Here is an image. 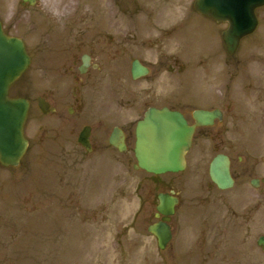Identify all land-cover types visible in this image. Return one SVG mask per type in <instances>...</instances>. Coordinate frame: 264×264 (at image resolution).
Segmentation results:
<instances>
[{"label": "rangeland", "instance_id": "obj_1", "mask_svg": "<svg viewBox=\"0 0 264 264\" xmlns=\"http://www.w3.org/2000/svg\"><path fill=\"white\" fill-rule=\"evenodd\" d=\"M109 1L113 43L122 45L117 32L124 24L127 54L116 74L81 77L86 87L77 95L80 112L72 107L74 113H68L70 80L51 71L58 65L52 44L37 47L39 38L26 33L25 16L18 21V37L34 53L9 94L30 103L24 126L29 148L14 170L0 167V264H258L264 254L256 245L264 235V185L254 189L250 181L264 179V119L251 109L264 100L262 91H254L264 87V19L233 57L220 38L224 26L195 13V0H119L126 4L123 14L115 0H98L106 7ZM17 2L0 0V15L20 13ZM44 2L46 14L57 20L61 14H82L92 0ZM46 24L41 18L37 27ZM173 26L166 39L164 32ZM134 59L150 68L137 81L130 77ZM51 90L57 99L50 96L49 102L57 110L46 116L37 99ZM59 97L66 102L61 107ZM227 97L230 107L231 102L240 106L239 123L227 118L198 129L182 173L154 177L134 169V128L148 107L172 100L192 122L195 109L220 108ZM84 126L91 128L92 153L77 142ZM114 126L126 133L124 153L108 144ZM219 153L232 162L235 184L226 191L208 176L209 163ZM168 190L178 193L180 204L171 219L173 239L161 251L147 227L156 221V196ZM209 240L218 246L215 251Z\"/></svg>", "mask_w": 264, "mask_h": 264}, {"label": "water", "instance_id": "obj_2", "mask_svg": "<svg viewBox=\"0 0 264 264\" xmlns=\"http://www.w3.org/2000/svg\"><path fill=\"white\" fill-rule=\"evenodd\" d=\"M263 5L264 0H196L194 7L202 15L228 23L229 27L222 37L226 51L233 54L240 39L254 31L256 27L254 10ZM29 63L22 41L4 35L0 25V164L3 166H17L28 147L23 134L28 102L21 98L9 99L8 90L27 69ZM145 73L146 70L138 62H134L133 78ZM38 106L44 114L49 112L48 105L42 100ZM216 117H219L217 111H198L194 114L197 125H210ZM193 133L194 127L188 126L179 113L168 109L147 110L135 130L134 153L137 161L135 168L154 175L184 170V157L190 148ZM88 137L89 128H85L78 141L89 151ZM109 142L119 151H124L123 138L117 129L112 133ZM209 176L218 188L231 187L233 181L230 177L228 158L223 155L216 156L210 163ZM176 204L177 199L172 195H158L155 216L159 217L162 214L163 218L161 222L150 225L148 232L156 237L159 249L163 250L171 238L170 228L166 222L174 213ZM258 245L264 248V237L258 240Z\"/></svg>", "mask_w": 264, "mask_h": 264}, {"label": "flooded vegetation", "instance_id": "obj_3", "mask_svg": "<svg viewBox=\"0 0 264 264\" xmlns=\"http://www.w3.org/2000/svg\"><path fill=\"white\" fill-rule=\"evenodd\" d=\"M44 1L45 0H33L32 3H30L24 0H18L17 6L21 10V12L18 13V10H15L14 12H12V16L10 18L0 15V22L3 28V31L7 36L18 37V34H17L18 21L21 20V18L23 19V17L25 16L24 22L26 23V33L30 35L32 39L39 38L38 43H37L38 46L37 45L36 46L41 48L44 45L52 44V47L54 48V51L56 54L55 62L58 65L51 66L50 69L52 72H57V74L59 75V79H61L62 81L63 79L70 80V85H71L70 86L71 88L70 98L72 99L73 102L68 108V113L69 112L74 113L71 110L72 107L78 108L80 112V107L82 105V102L77 97V95L79 94L81 87H86L85 84L83 85L80 84V82L82 81L81 77L87 76L91 72L100 73L103 76H106V75L110 76V75H114L117 73V71L115 70L117 64L121 63L122 58L126 56L127 54V50H125L123 43L125 44L128 43L129 35L126 31L128 28L124 24H120V26H122L123 28L117 33L120 34V42L122 45L120 47H117L115 43H113V35L111 33L112 32V13H111V8L109 7L110 1L108 2V7H106L104 5H100L98 0H92L91 4L88 5L87 8L82 11V14L73 13V16H70V13L61 14L57 20L54 17L48 16L46 14V10L44 8V5H45ZM115 1L116 2H114V4H115V7L118 9V13L120 14L125 13L126 4L124 3L123 5L122 3L119 2V0H115ZM139 10L141 11V13L144 11L143 8ZM35 13H38L39 17H37ZM136 13H139V12L136 11ZM255 15L257 18V28H258L259 25L262 23L261 20L264 19V7L256 9ZM41 18L47 22L46 25H43L44 28L42 29L37 27L38 23L41 21ZM52 20L56 22L58 21L60 24L58 23L54 24L51 22ZM217 25L224 26V28L227 26L226 23H217ZM155 26L156 25H154V27ZM173 28H176V27L173 26L172 28H169L168 31L164 32L163 36L166 39H168L169 32ZM223 31L220 33V37L222 36ZM52 32L54 33V35H57L58 38L52 37L53 36ZM108 39L111 40L110 43H108ZM55 48L58 50H56ZM82 48H85L87 51L79 54ZM33 50L34 48L28 50L27 52L29 53L31 62L33 59V53H34ZM96 53H98L99 55H96ZM230 56L234 57V55H230ZM119 59L121 60L119 61ZM53 61L54 60H46L47 64L48 62H53ZM134 61H138L147 70L146 74L140 77L139 79L148 76L150 73V68L144 65L139 59H134L131 62V66ZM234 61L232 62L234 63ZM235 62H238V61H235ZM174 63H176V59H174L173 64ZM165 64H166V61L162 62V66H165ZM173 64L167 65L168 72L170 74L173 73V70L171 69V66ZM220 64H224V60ZM81 70L83 71L81 72ZM130 77L132 79L131 67H130ZM137 80H133V81H137ZM94 84H95L94 81H89L90 86H93ZM223 84H224V80H223ZM254 91L256 93H259L262 91L260 94L263 95L264 87H259V90L256 89ZM55 93L56 92L53 93L51 90L50 92H48V95L45 94L43 96V99L50 104L49 97L50 96L54 97ZM168 94H170V97L173 100V97H174L173 94L171 92H168ZM172 100L168 102V104H163V105H160V107L158 106H155V107L156 108L166 107L170 110H178L184 115L188 123L190 125H193L194 121L192 119V114H191L192 122H190L188 118L186 117V115L184 114V112L182 110H179L180 108L178 107L176 108V106L173 105ZM222 100H223V106L220 108H215L220 112V117L215 122H218L219 124H223L227 120V118H231L232 121L236 122L237 120L239 123L240 106L239 107L237 105L235 106V104L231 102L232 107H230V101H231L230 97H227ZM258 101L255 104L253 103V106L255 108H252L251 111L254 114L258 115L262 122L264 119V104H263L264 100L262 101V99L261 100L258 99ZM57 102H58L57 105H59L60 107L61 105H65L66 103L63 97H59ZM50 107H53L55 110L54 112H56L57 110L56 104L53 105L51 103ZM150 107H154V106H150ZM198 109H201V108H198ZM208 110H212V109H208ZM262 123L264 124V122ZM213 125L214 124H212V126ZM200 128H208V127H197L195 129V133ZM123 133L125 136V143H126V133L124 132V130H123ZM237 133H238V129H237ZM263 139H264V134H263L262 141ZM90 144L92 148L91 140H90ZM224 155L228 156L227 154H224ZM230 162H231V159H230ZM231 176L235 184V179L232 175V172H231ZM234 184L232 188L234 187ZM260 185H264V179L256 178L250 181V186L254 189H257ZM178 199H179V204H180L179 195H178ZM177 207L178 206H176V210H177ZM170 226L172 229L171 220H170ZM262 236L264 235H261L259 237H262ZM203 240H207V236L205 238L202 237V241ZM206 242L211 245V248H210L211 250L213 249L215 251L217 249L218 246H215L214 243H212L210 240L209 242L208 241ZM214 257H211V259L213 260ZM202 258L207 259L209 257L204 256L202 254ZM258 264H264V254L259 259Z\"/></svg>", "mask_w": 264, "mask_h": 264}]
</instances>
